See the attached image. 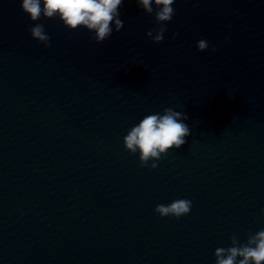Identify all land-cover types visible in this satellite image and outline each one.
Instances as JSON below:
<instances>
[{"label": "clouds", "instance_id": "1", "mask_svg": "<svg viewBox=\"0 0 264 264\" xmlns=\"http://www.w3.org/2000/svg\"><path fill=\"white\" fill-rule=\"evenodd\" d=\"M125 0H21V9L31 21L44 19H59L63 26L70 31L83 27L93 33L91 37L96 43H102L123 27L120 19V9ZM137 5L146 13L153 14L155 24L146 35L154 43H160L167 31L165 25L172 20L175 14L174 3L176 0H135ZM155 9V12H154ZM33 39L50 46V37L46 34L43 23H35L29 29ZM153 31L156 35L153 37ZM176 34H173V39ZM208 42L201 39L198 49L203 51L208 48ZM215 51V49H213ZM182 118V119H181ZM188 117L171 108H165L164 114L145 116L123 138L124 146L131 152L139 150L140 166H147L150 157L158 161L162 159L161 153L167 154L168 149H179L191 134L188 124L182 122ZM157 164L151 168L155 169ZM192 202L188 199H176L171 203L157 205L155 212L161 217L172 216L179 219L189 214ZM231 247L217 248L215 251L216 264H237V257H242L238 264H262L264 262V229L248 237L245 244H240L236 237H231ZM226 257V258H224Z\"/></svg>", "mask_w": 264, "mask_h": 264}, {"label": "water", "instance_id": "2", "mask_svg": "<svg viewBox=\"0 0 264 264\" xmlns=\"http://www.w3.org/2000/svg\"><path fill=\"white\" fill-rule=\"evenodd\" d=\"M261 229H264V220L215 226L127 245L60 264H216V249L231 247V237L235 236L240 244H245L249 236ZM240 259L242 257H237V264Z\"/></svg>", "mask_w": 264, "mask_h": 264}]
</instances>
